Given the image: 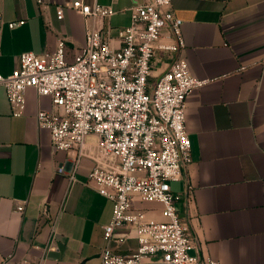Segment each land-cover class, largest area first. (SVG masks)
<instances>
[{
	"label": "crops",
	"instance_id": "obj_1",
	"mask_svg": "<svg viewBox=\"0 0 264 264\" xmlns=\"http://www.w3.org/2000/svg\"><path fill=\"white\" fill-rule=\"evenodd\" d=\"M42 1L0 0L1 75L11 74L23 52H54L58 39L71 62L92 28L119 48L118 30L147 0H79L114 11L97 19L70 8L76 0ZM58 5L62 20L56 19ZM172 10L182 21L184 49L172 57L156 53L150 86L176 57L187 61L193 76L209 80L186 100L192 162L169 184L194 245L190 254L220 264H264V0H172ZM25 100L23 115L12 116L0 87V264H99L112 202L89 184L91 159L79 160L72 181L56 172L61 165L69 170L75 154L55 151L49 132L37 125V112L49 110L51 99L28 89ZM95 142L86 139L87 153ZM133 203L144 220L163 219L158 203ZM136 246L130 228L116 230L109 243L118 254Z\"/></svg>",
	"mask_w": 264,
	"mask_h": 264
},
{
	"label": "built area",
	"instance_id": "obj_2",
	"mask_svg": "<svg viewBox=\"0 0 264 264\" xmlns=\"http://www.w3.org/2000/svg\"><path fill=\"white\" fill-rule=\"evenodd\" d=\"M38 4L44 6L42 0ZM70 8L84 19L109 18L114 13L111 7L79 0ZM55 14L57 20L63 19L62 6L55 7ZM23 24L21 20L8 26ZM181 24L172 0H147L131 9L129 26L118 30L119 48H112L109 39L92 28L86 30L84 45L71 62L66 60L64 41L58 39L54 52H23L11 74H0V87L14 117L23 115L28 89L51 99L49 110L37 112V125L49 132L55 151L75 154L67 160L69 170L61 165L58 174L72 181L79 160H92L89 184L112 202L110 221L102 227L99 264H142L148 258H157L154 264H220L190 254L194 245L176 210L178 196L169 185L192 162L186 100L209 80L193 76L187 61L176 57L155 84H149L156 53L172 57L184 49ZM89 136L96 142L94 151L87 153ZM134 198L158 203L163 219L144 220ZM22 211L23 206L16 208ZM123 228L134 231L137 246L118 254L109 243ZM2 264H9L8 260Z\"/></svg>",
	"mask_w": 264,
	"mask_h": 264
}]
</instances>
